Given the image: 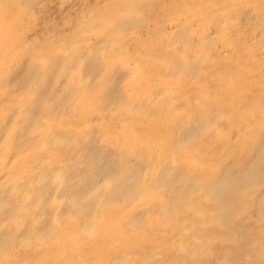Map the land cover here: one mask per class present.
Returning <instances> with one entry per match:
<instances>
[{
    "label": "bare ground",
    "instance_id": "obj_1",
    "mask_svg": "<svg viewBox=\"0 0 264 264\" xmlns=\"http://www.w3.org/2000/svg\"><path fill=\"white\" fill-rule=\"evenodd\" d=\"M0 264H264V0H0Z\"/></svg>",
    "mask_w": 264,
    "mask_h": 264
}]
</instances>
